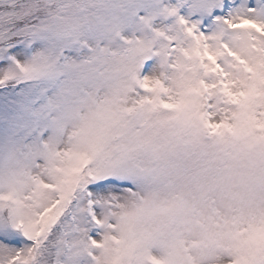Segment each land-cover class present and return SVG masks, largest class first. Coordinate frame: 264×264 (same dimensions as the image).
Listing matches in <instances>:
<instances>
[{
	"label": "snow or ice",
	"instance_id": "1",
	"mask_svg": "<svg viewBox=\"0 0 264 264\" xmlns=\"http://www.w3.org/2000/svg\"><path fill=\"white\" fill-rule=\"evenodd\" d=\"M0 264H264V0H0Z\"/></svg>",
	"mask_w": 264,
	"mask_h": 264
}]
</instances>
